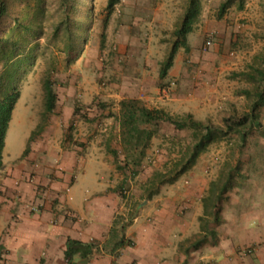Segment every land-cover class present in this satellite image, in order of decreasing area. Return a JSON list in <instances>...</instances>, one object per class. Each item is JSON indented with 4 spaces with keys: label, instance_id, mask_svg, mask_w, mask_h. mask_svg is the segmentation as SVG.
<instances>
[{
    "label": "rangeland",
    "instance_id": "rangeland-1",
    "mask_svg": "<svg viewBox=\"0 0 264 264\" xmlns=\"http://www.w3.org/2000/svg\"><path fill=\"white\" fill-rule=\"evenodd\" d=\"M107 1L77 0L72 11L61 0H28L19 5L30 12L32 28H18L13 19L3 25L2 34L12 33L21 40L12 65L23 62L17 88L25 94V107L33 105V114L30 109L16 130L8 131L11 156L21 149L32 126L29 118L43 126L56 114L45 113L47 78L58 101L70 97L75 107L89 108L90 118L96 116L102 124L98 130H104V120L116 116L120 103L129 99L179 120L191 114L194 120L219 129L188 172L173 184L159 185L156 174L169 171L196 142L197 132L191 127L176 130L166 122L143 126L153 136L140 166H124L121 154L114 163L122 171L110 178L118 185L126 181L118 194L128 197L132 213L138 215L144 200L159 196H203L205 211L216 208L217 216L223 204L228 211L229 206L237 207L247 217L264 208V105L258 110L261 126L249 129L244 142L234 131H227L249 112L248 91L253 93L256 83L246 73L264 70V0H244L241 7L240 0H202L201 16L188 36L191 51H178L163 81L160 66L176 41L174 31L188 0H122L111 14ZM223 3L229 4L220 17ZM9 65L0 53V98L8 91L4 79L12 71ZM84 124L68 129L70 145L81 142L77 135ZM151 191L155 195L149 198ZM203 237L186 240L183 247L204 242ZM1 254L0 264H5Z\"/></svg>",
    "mask_w": 264,
    "mask_h": 264
},
{
    "label": "crops",
    "instance_id": "crops-1",
    "mask_svg": "<svg viewBox=\"0 0 264 264\" xmlns=\"http://www.w3.org/2000/svg\"><path fill=\"white\" fill-rule=\"evenodd\" d=\"M24 95L12 113L9 133L30 109L33 114ZM132 96L128 89V98ZM65 100L57 102L56 114L33 140L40 121L29 118L32 126L14 156L7 134L0 173V253L5 264H67L69 239L93 244L89 256L78 253L72 264H264L261 204L248 217L223 204L217 216L216 208L205 211L203 196H159L144 200L138 215L132 213L128 197L118 194L126 181L118 185L110 180L122 171L115 157L126 156L120 107L98 130L96 116L79 119L76 103ZM83 121L77 136L84 146L70 145V125L81 127ZM33 206L37 212L31 211ZM200 234L206 237L203 244L183 247ZM250 247L252 254H243Z\"/></svg>",
    "mask_w": 264,
    "mask_h": 264
},
{
    "label": "trees",
    "instance_id": "trees-1",
    "mask_svg": "<svg viewBox=\"0 0 264 264\" xmlns=\"http://www.w3.org/2000/svg\"><path fill=\"white\" fill-rule=\"evenodd\" d=\"M28 0H0V53L3 52V60L5 63L10 64L12 67L8 70V77L5 76L4 82L8 87V91L3 93V97L0 98V173L4 169V149L6 144V137L8 134L12 113L15 106L20 99L21 92L17 88V74L19 70L23 68V62H15L13 66V59L15 57L14 50L17 46L21 45V40L14 37L12 33L2 34L1 29L8 19H13L16 27H22L23 29H31L28 22L31 20V14L28 13V9H21L20 3ZM65 6H70L72 11L77 8V0H61ZM122 0H108L107 1V12L111 14L115 7L121 3ZM244 0H240V7L243 5ZM229 3H223L220 8L219 16L222 17L225 9ZM26 12V13H25ZM202 12V0H188V4L183 15L180 26L174 31L176 41L167 56V58L161 63L159 78L161 81L166 79L169 70L172 68L175 60V56L180 49H184L186 54H189L191 47L189 45L188 36L193 33L195 26L201 16ZM68 27V26H67ZM102 38V44L103 39ZM246 75L256 83V87L252 92L248 93L249 98L252 100L249 105V112L245 113L241 119H238L236 123L230 125L227 131H234L240 137V140L244 142L248 136V130L261 126L259 108L264 105V70H257L255 74L246 73ZM3 77V76H2ZM20 77V76H19ZM43 90L45 94V113L52 115L55 113L58 95L54 89V84L51 80L45 79L43 82ZM0 93L2 90L0 89ZM88 107H85L82 111L79 105L74 108V116L82 118L87 116L89 112ZM121 110V125H122V136L121 142L124 147L125 157L124 166H134L135 168L140 166L141 160L145 156L146 150L150 145L153 132L149 129H143V126H149L154 123L166 122L172 124L176 130H183L186 127H191L197 132V140L192 147L184 154L181 155L180 159L176 160L173 166L166 173H157L156 179H158L159 185L173 184L183 174L188 172L197 162L200 155L206 151L209 144L216 137V133L219 130L211 124H205L194 120L191 114H187L183 120H179L172 115H169L161 109H149L142 104L138 99L124 100L120 103ZM76 119V118H75ZM75 122V121H74ZM74 124L72 123L69 130H73ZM43 126H38L36 131L32 134L30 140H33L35 136L41 133ZM70 135H67L66 142L71 141ZM77 146H84L83 143H79ZM29 149L26 150V153ZM229 176L226 180H231ZM227 188V184H224L223 191ZM154 191L150 192L149 198L154 196ZM217 215V214H216ZM216 222L219 220L216 218ZM206 241V237H203ZM202 242V243H201ZM203 244L204 242L201 241ZM200 243H194L193 247L197 248ZM128 244H132L131 242ZM93 244H84L75 240H68L65 259L67 264H72L74 256L78 253L83 257H87L91 254ZM251 255V254H250Z\"/></svg>",
    "mask_w": 264,
    "mask_h": 264
},
{
    "label": "built area",
    "instance_id": "built-area-1",
    "mask_svg": "<svg viewBox=\"0 0 264 264\" xmlns=\"http://www.w3.org/2000/svg\"><path fill=\"white\" fill-rule=\"evenodd\" d=\"M37 210H38V208L37 207H34V206L31 209V211H35V212H37ZM252 252H253V249L252 248H249V249L244 250L243 251V254L250 255V254H252Z\"/></svg>",
    "mask_w": 264,
    "mask_h": 264
}]
</instances>
